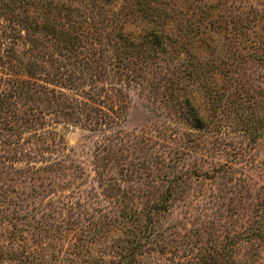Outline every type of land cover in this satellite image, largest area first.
I'll return each instance as SVG.
<instances>
[{
	"label": "rangeland",
	"instance_id": "374dc122",
	"mask_svg": "<svg viewBox=\"0 0 264 264\" xmlns=\"http://www.w3.org/2000/svg\"><path fill=\"white\" fill-rule=\"evenodd\" d=\"M245 1L264 15V0ZM257 32L264 38V21ZM244 66L245 88L217 80L214 123L203 131L162 95L154 98V89L136 85L122 111L95 105L85 113L93 121L78 125L52 111L27 112L31 102L14 99L12 114L0 119V264H64L69 205L115 229V213L137 210L144 218L152 200L166 195L168 212L145 264H183L215 244H234V259L264 264V245L240 238L264 217V61ZM45 76L38 83L63 90Z\"/></svg>",
	"mask_w": 264,
	"mask_h": 264
},
{
	"label": "trees",
	"instance_id": "16d2710c",
	"mask_svg": "<svg viewBox=\"0 0 264 264\" xmlns=\"http://www.w3.org/2000/svg\"><path fill=\"white\" fill-rule=\"evenodd\" d=\"M263 16L245 0H0V119L25 98L27 112L52 111L78 125L93 121L85 113L95 105L122 111L136 85L162 95L191 128L209 130L219 77L245 88L244 63L264 61ZM25 41L27 59L16 48ZM42 73L63 90L38 83ZM165 199L150 201L145 219L137 210L115 213V229L69 205L63 263L145 264ZM247 232L242 242L264 245V217ZM231 245L215 244L183 264H250L234 259Z\"/></svg>",
	"mask_w": 264,
	"mask_h": 264
}]
</instances>
